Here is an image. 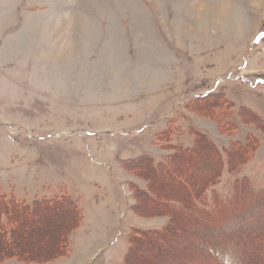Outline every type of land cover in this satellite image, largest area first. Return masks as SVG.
I'll use <instances>...</instances> for the list:
<instances>
[{
    "label": "rangeland",
    "instance_id": "rangeland-1",
    "mask_svg": "<svg viewBox=\"0 0 264 264\" xmlns=\"http://www.w3.org/2000/svg\"><path fill=\"white\" fill-rule=\"evenodd\" d=\"M214 91L234 107L213 118L187 106ZM241 106L264 119V0H0V195L27 202L67 195L83 212L66 255L0 264H126L133 228L165 225L162 204L176 197L165 190H198L193 180L215 157L202 165L185 159L198 169L181 167V158L177 174L154 176L157 214L147 216L132 207L148 182L120 160H164L171 145L193 143L195 128L225 145L249 134L260 139L251 161L213 186L218 197L235 176L263 188L264 131L242 121ZM59 210L18 216L23 224L13 241L20 233L28 244L15 247L20 254L58 248V228L75 216ZM183 210L176 223L194 224V211ZM0 240L6 247L1 229ZM163 242L141 244L128 264H170L182 250L197 253L186 239ZM254 242L244 250L264 256V238Z\"/></svg>",
    "mask_w": 264,
    "mask_h": 264
},
{
    "label": "trees",
    "instance_id": "trees-1",
    "mask_svg": "<svg viewBox=\"0 0 264 264\" xmlns=\"http://www.w3.org/2000/svg\"><path fill=\"white\" fill-rule=\"evenodd\" d=\"M190 103H192L191 110L213 118L218 114V109H223L224 106L231 109L234 107V104L232 102L230 104L224 94L215 91L199 95L187 106ZM238 116L244 123L254 124L256 128L264 131V119L250 108L239 107ZM194 135V141L191 145H171L170 148L173 149V153L167 155L164 160L156 159L149 154L122 160V165L127 162L132 173L143 177L148 182L147 186L138 187L136 195L139 198V205L137 203L132 207L136 212L147 216L157 214L154 209H157L156 204L158 202L154 203L156 194L152 191L154 176L170 177L174 175L173 173L177 171L174 167V161L181 160V158L183 159L179 162L181 167L188 165L198 169L196 165L205 164L212 156L215 157L213 168L198 178L199 180H193V185L194 183L199 185L198 190L191 186H184V191L180 188L173 189V191L165 190L168 195L173 193L176 195V197L162 204V211L159 215L168 216L165 225L151 228L143 227V229L133 228L134 231L130 237V244L125 257L126 264L130 260L132 251L141 244L149 241L153 242L154 245H159L161 241L169 243L170 239L179 241L186 239L192 244L191 249L197 251L194 254L182 250L176 253V257L170 259V264H185V262L188 264H264V256L257 257L256 251L253 249L247 252L244 250V246L247 244L255 245L256 237L264 238V187H255L250 177L243 175L235 176L229 191L222 194L221 197L217 196L216 189H212L222 180L224 174H236L251 161L259 148L260 139L249 134L245 141L237 139L225 145L220 143L218 139H214L210 133L200 129L195 128ZM192 157L197 159L196 165L185 163V159L188 161ZM185 193L190 195L188 205L182 201V198L183 200L186 198ZM64 205L68 206L72 212L65 211V209L61 210ZM43 208L48 211V214H52L55 209L59 208L60 213L66 212L68 215L75 214V216L58 228L57 233L58 235L60 233L61 239L57 242V251L53 248L54 246L49 244V250L46 251L44 248L39 251L40 247L38 246L35 248L39 251L38 253H42L44 256L40 254L35 255V257L23 256L15 248L18 246L20 250L28 249V244L23 236L21 238L19 233L18 244L13 241L14 232L23 224V218L19 219L18 216L21 218L27 213L32 214ZM183 208L194 211V214H190L188 217L193 220L194 224L183 227L180 225L182 221L179 220L180 223H176V217H179L178 212L185 214ZM220 209H225L228 212V217H222L219 212ZM82 220L83 213L80 206L72 197L67 195L35 198L32 202L0 195V229L5 235V242H7L5 247L0 240V262L11 258L22 262H47L66 255L69 249L70 234L81 224ZM186 230L197 232L186 236ZM184 236L186 237L184 238ZM49 239L54 242L55 238L49 237ZM172 249L169 248L161 252L166 254ZM47 252H50L49 257L46 256ZM183 252H186V256H182ZM230 257L233 260H230Z\"/></svg>",
    "mask_w": 264,
    "mask_h": 264
},
{
    "label": "bare ground",
    "instance_id": "bare-ground-1",
    "mask_svg": "<svg viewBox=\"0 0 264 264\" xmlns=\"http://www.w3.org/2000/svg\"><path fill=\"white\" fill-rule=\"evenodd\" d=\"M194 180H195V179H194ZM166 183H167V182H166ZM67 212H68V211H67ZM70 212H72V211H70ZM48 219H49V218H48ZM134 229H135V228H134ZM142 229H143V228H142ZM50 249H51V248H50ZM46 250H47V249H45V251H46ZM55 250H56V248H55ZM55 250H54V251H55ZM45 251H44V252H45ZM56 251H57V250H56ZM49 253H50V252H49ZM49 253L47 252V253H46V256L50 255ZM40 255H41V256H44V254H42V253H41ZM52 256H53V255H52ZM48 257H49V256H48ZM48 257H45V258H48ZM141 258H142V257H141ZM153 264H154V263H153Z\"/></svg>",
    "mask_w": 264,
    "mask_h": 264
},
{
    "label": "crops",
    "instance_id": "crops-1",
    "mask_svg": "<svg viewBox=\"0 0 264 264\" xmlns=\"http://www.w3.org/2000/svg\"><path fill=\"white\" fill-rule=\"evenodd\" d=\"M83 213V212H82ZM5 261V260H4ZM19 261V260H18ZM3 262V261H2Z\"/></svg>",
    "mask_w": 264,
    "mask_h": 264
}]
</instances>
